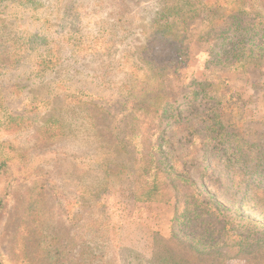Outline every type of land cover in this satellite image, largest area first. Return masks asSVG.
<instances>
[{
	"label": "rangeland",
	"instance_id": "374dc122",
	"mask_svg": "<svg viewBox=\"0 0 264 264\" xmlns=\"http://www.w3.org/2000/svg\"><path fill=\"white\" fill-rule=\"evenodd\" d=\"M178 1L0 0L3 264H149L156 234L214 244L223 221L263 235L264 5L233 49L205 39L208 9L170 26ZM244 51L260 65L235 70ZM144 166L170 200L134 199Z\"/></svg>",
	"mask_w": 264,
	"mask_h": 264
},
{
	"label": "trees",
	"instance_id": "16d2710c",
	"mask_svg": "<svg viewBox=\"0 0 264 264\" xmlns=\"http://www.w3.org/2000/svg\"><path fill=\"white\" fill-rule=\"evenodd\" d=\"M261 1L264 5V0ZM252 7V0H183V2H176L171 7H167L166 16L167 22L170 26L182 24L185 26L190 18L196 16L198 12H203L208 9L211 14H214L219 22L213 24L206 40L218 38H230L231 48H238L242 45L243 36L240 40L234 41L229 37L234 31L242 30L248 35L251 29L258 28L254 17L248 7ZM166 33V32H164ZM168 34L163 37V43L168 46ZM247 41V40H246ZM245 52V51H244ZM237 57V56H236ZM261 55L254 54V52H245L239 55L232 63V67L236 70H247L253 66H259L261 62ZM6 66L12 63L11 60H4ZM6 129L13 132L23 129L24 121H19L18 117L8 116ZM1 121V119H0ZM251 147H258V144L252 143ZM246 154L241 150V155ZM263 158L258 156L257 161ZM5 163H2V165ZM1 165V166H2ZM142 174L137 179L136 185L133 189V197L138 202H163L168 201L174 196L173 189L167 185L166 181L161 179V173L155 171L153 167L142 168ZM148 173V174H147ZM146 174V175H144ZM151 174V177L149 176ZM153 175V176H152ZM259 195L264 196V187L258 186ZM1 209V205H0ZM224 227L218 232H222L214 244L207 243L204 239L208 233H204L203 239H190L185 234L182 235L181 228L171 235L156 234L153 240L152 254L149 259V264H227L232 258H242L245 264H264V233L262 236L255 238H242L231 236L227 233V221H223ZM227 235V236H226ZM0 264H3L0 261Z\"/></svg>",
	"mask_w": 264,
	"mask_h": 264
}]
</instances>
